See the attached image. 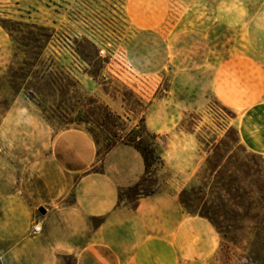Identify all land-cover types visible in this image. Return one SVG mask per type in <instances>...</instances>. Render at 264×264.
Segmentation results:
<instances>
[{"label":"rangeland","instance_id":"374dc122","mask_svg":"<svg viewBox=\"0 0 264 264\" xmlns=\"http://www.w3.org/2000/svg\"><path fill=\"white\" fill-rule=\"evenodd\" d=\"M258 39L263 47H254ZM240 54L258 61L246 89L258 98L235 108L217 77L222 62ZM159 101L175 127L156 133L145 123L159 135V151L169 147L168 136L178 137L194 171L184 188L202 184L203 140L219 142L229 131L239 153L254 152L251 141L264 157V0H0V264H33L49 253L48 218L39 211L48 205L33 190L54 135L85 129L104 153ZM106 108L117 117L107 118ZM151 170L137 191L155 193L169 176L158 162ZM137 191L127 193L136 198ZM37 222L40 234L33 233ZM33 237L38 241L26 245ZM241 252L227 254V237L218 232L208 264H235ZM57 264L75 259L61 255Z\"/></svg>","mask_w":264,"mask_h":264},{"label":"crops","instance_id":"0c3cea01","mask_svg":"<svg viewBox=\"0 0 264 264\" xmlns=\"http://www.w3.org/2000/svg\"><path fill=\"white\" fill-rule=\"evenodd\" d=\"M254 47L263 44L258 39ZM258 68V61L244 54L222 62L217 78H221L227 103L235 108L257 104L258 97L252 98L254 94L246 89L247 73ZM163 104H151L146 122L152 131L167 134L175 121L169 119ZM158 112L159 122L153 124ZM168 137L171 143L161 155L169 176L159 191L131 204L121 202L119 194L143 180L146 173L145 160L135 147L119 143L99 153L97 140L85 129L55 134L33 190L48 205L49 253L33 257L32 263L57 264L59 256L71 255L75 264H208L218 245V232L207 218L189 213L180 203L179 192L192 177L193 165L179 151L178 137ZM246 145L261 152L251 141ZM36 241L28 238L26 245ZM24 245L22 238L16 247L19 263L24 262Z\"/></svg>","mask_w":264,"mask_h":264},{"label":"trees","instance_id":"16d2710c","mask_svg":"<svg viewBox=\"0 0 264 264\" xmlns=\"http://www.w3.org/2000/svg\"><path fill=\"white\" fill-rule=\"evenodd\" d=\"M105 115L109 119L117 117L109 108L105 109ZM145 120L144 117L141 124L126 133L125 138L106 149L108 151L119 143L135 147L145 160L143 180L151 176L154 163L164 166L157 143L159 135L149 131ZM111 133L119 136L118 131L111 130ZM228 133L227 139L219 142L202 141L207 148L197 174L202 184L192 183L184 188L179 201L189 213L207 218L219 233L227 237V254L232 248L242 251L235 264H264V157L245 148L239 153L236 149L239 139H231ZM140 182L122 190L120 201L137 204L141 197L154 194L137 191ZM131 188L137 191L136 198L127 193Z\"/></svg>","mask_w":264,"mask_h":264},{"label":"built area","instance_id":"2783aa9c","mask_svg":"<svg viewBox=\"0 0 264 264\" xmlns=\"http://www.w3.org/2000/svg\"><path fill=\"white\" fill-rule=\"evenodd\" d=\"M100 54L101 55H106L107 54V49L105 47H103L101 50H100ZM43 231V225L41 222H37L35 223V225L33 226V233L34 234H40L42 233Z\"/></svg>","mask_w":264,"mask_h":264},{"label":"water","instance_id":"95a60500","mask_svg":"<svg viewBox=\"0 0 264 264\" xmlns=\"http://www.w3.org/2000/svg\"><path fill=\"white\" fill-rule=\"evenodd\" d=\"M39 211H40L42 214H46V213H47V210H46L44 207H40V208H39Z\"/></svg>","mask_w":264,"mask_h":264}]
</instances>
